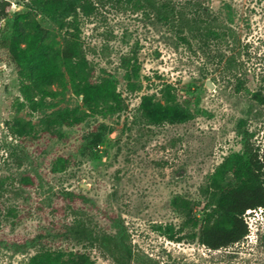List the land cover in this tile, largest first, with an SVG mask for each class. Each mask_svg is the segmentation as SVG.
Instances as JSON below:
<instances>
[{
	"label": "rangeland",
	"instance_id": "1",
	"mask_svg": "<svg viewBox=\"0 0 264 264\" xmlns=\"http://www.w3.org/2000/svg\"><path fill=\"white\" fill-rule=\"evenodd\" d=\"M10 1L0 21V264H29L42 249L86 252L91 264H264V207L246 211L241 241L211 249L200 239L221 164L234 186L246 140L264 147V104L253 98L264 93V0H171L183 18L169 25L150 3L165 0H94L76 16L46 0ZM24 23L32 55L22 53ZM210 30L224 39H207ZM73 31L93 82L112 81L121 109L90 112L86 69L66 58L63 84H30L34 63ZM145 95L178 120L151 123ZM73 111L79 123H68Z\"/></svg>",
	"mask_w": 264,
	"mask_h": 264
},
{
	"label": "trees",
	"instance_id": "2",
	"mask_svg": "<svg viewBox=\"0 0 264 264\" xmlns=\"http://www.w3.org/2000/svg\"><path fill=\"white\" fill-rule=\"evenodd\" d=\"M46 1L49 4H57L59 7L64 5V10L74 16L76 15L73 12L77 13L78 8L84 14H88L97 8L94 0H72L69 2V5L66 0ZM150 3L152 9L161 14L158 18L167 25L183 18V13L178 10L176 4L171 0L162 2L151 1ZM11 7L12 3L10 0H0V21L8 15ZM73 22L74 20L69 21L74 29H76ZM22 28L24 31L23 40L27 43L22 48V53L32 55L34 52L33 42L27 38V36L32 35V31L27 29L25 23ZM211 35L207 39H224V34L218 30L212 31ZM179 36L181 39L192 44L191 40L184 34L180 33ZM14 38H17L16 34ZM61 58H66L73 62V64L86 69L85 74L81 75L82 79L79 81V84L81 85V91L84 94V99L90 112H115L121 109L122 94L112 81L107 80L101 82L99 85L93 82L94 68L87 66L88 59L80 34L77 31L71 32V36L64 47L56 52L45 54L40 65L38 62L34 63L32 71L35 75L30 80V84L33 85L35 91L45 92L48 86L63 84L65 82L66 73L61 69L59 64ZM237 77L236 91L242 92L248 86L245 84L246 80H243L239 75ZM253 98L264 104V93L262 90L254 91ZM173 108L174 106L172 105L153 102V98L150 95H145L140 104V110L143 111L144 116L154 124L177 121L178 118ZM69 113L70 117L74 118L68 120V123H79L84 117V114H79L76 111ZM245 148L250 157L244 159L243 157L238 158V156V159L234 160L233 173L236 184L233 186L231 181L226 182L225 180L227 174V171L223 169L227 164L225 160L207 187L208 202L213 208L202 225L200 239L203 244L211 249L228 247L244 239L250 231L249 224L245 219L246 211L264 207V181L261 179V175H264V147L256 150L248 139L245 142ZM261 150L262 152H260ZM228 159L232 160L231 156ZM245 174L246 176H244ZM219 176H222V179L218 182ZM74 194L75 192H67L69 204L74 200L72 197ZM77 237L80 240L84 239V233ZM29 264H91V257L82 251H76L67 256L60 251L42 249L38 250L31 257Z\"/></svg>",
	"mask_w": 264,
	"mask_h": 264
}]
</instances>
